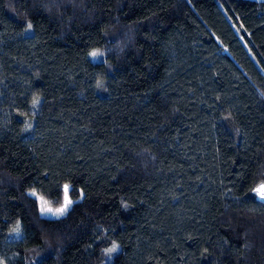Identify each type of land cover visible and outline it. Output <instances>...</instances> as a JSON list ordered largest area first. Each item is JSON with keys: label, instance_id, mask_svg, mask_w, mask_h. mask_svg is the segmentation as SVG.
<instances>
[{"label": "trees", "instance_id": "1", "mask_svg": "<svg viewBox=\"0 0 264 264\" xmlns=\"http://www.w3.org/2000/svg\"><path fill=\"white\" fill-rule=\"evenodd\" d=\"M260 183L264 3L0 0V264H264Z\"/></svg>", "mask_w": 264, "mask_h": 264}, {"label": "snow or ice", "instance_id": "2", "mask_svg": "<svg viewBox=\"0 0 264 264\" xmlns=\"http://www.w3.org/2000/svg\"><path fill=\"white\" fill-rule=\"evenodd\" d=\"M27 28L28 29L32 28V24L30 22L27 24ZM90 55L92 57H96L98 55V52L93 51ZM38 103H39V100H33V107H35L36 104H38ZM26 128H31V125L30 124L26 125ZM71 190L72 189H71L70 184L65 183L63 185V203L61 204V206H59L57 208H52L49 205V202L47 200H45L43 197H38V199L41 201V208H40L41 215L51 214L55 218H59V217L64 216L69 211L71 205L73 204V201L69 196V193ZM252 191L261 201H264V183H260ZM31 195L35 197L36 193L33 192V193H31ZM81 197H83L82 192H81ZM14 231L16 233L20 232L19 224H17V227L14 229ZM117 250H118V245L113 243L112 247L108 248L106 250V252L108 254H111V253L117 252Z\"/></svg>", "mask_w": 264, "mask_h": 264}, {"label": "rangeland", "instance_id": "3", "mask_svg": "<svg viewBox=\"0 0 264 264\" xmlns=\"http://www.w3.org/2000/svg\"><path fill=\"white\" fill-rule=\"evenodd\" d=\"M38 197H43L45 200H47L49 202V205L52 207V208H57L59 206H61V204L63 203V187L61 189V193H60V196L58 197L57 201L55 203L51 202L46 196H38ZM40 201V200H39ZM41 203V201H40ZM44 216L46 217H50V218H55L53 217L51 214H45Z\"/></svg>", "mask_w": 264, "mask_h": 264}, {"label": "water", "instance_id": "4", "mask_svg": "<svg viewBox=\"0 0 264 264\" xmlns=\"http://www.w3.org/2000/svg\"><path fill=\"white\" fill-rule=\"evenodd\" d=\"M258 3H264V0H255Z\"/></svg>", "mask_w": 264, "mask_h": 264}, {"label": "built area", "instance_id": "5", "mask_svg": "<svg viewBox=\"0 0 264 264\" xmlns=\"http://www.w3.org/2000/svg\"><path fill=\"white\" fill-rule=\"evenodd\" d=\"M256 196V195H255ZM256 199L258 200V201H260V202H263L264 203V201H261L257 196H256Z\"/></svg>", "mask_w": 264, "mask_h": 264}]
</instances>
